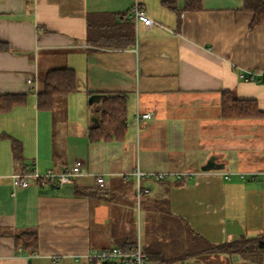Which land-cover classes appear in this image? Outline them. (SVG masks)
<instances>
[{"label":"crops","instance_id":"1","mask_svg":"<svg viewBox=\"0 0 264 264\" xmlns=\"http://www.w3.org/2000/svg\"><path fill=\"white\" fill-rule=\"evenodd\" d=\"M137 1L157 24L134 20ZM162 2L0 0V43L7 46L0 50V96L27 97L0 112V264H90L95 250L123 246L135 232L142 239L143 223L151 227L143 247L160 255L152 264L190 239L218 247L264 235V115L227 119L221 112L223 93H230L256 101L264 114V82L239 77L264 72V26L251 28L244 0H200L198 8L176 0L174 11ZM106 15L119 27L132 22L131 46L95 42ZM65 67L77 74V92L61 99L64 106L40 109L44 77ZM91 94L128 95L125 138L90 142ZM137 110L152 114L139 129ZM77 160L84 175L62 187L35 178L26 188L14 183L20 172L60 173ZM136 169L186 174L141 181L150 193L137 224ZM98 175L106 188L95 185ZM85 189L91 195L79 193ZM27 230L38 235L34 254L17 246L16 236ZM188 262L201 264H164Z\"/></svg>","mask_w":264,"mask_h":264},{"label":"trees","instance_id":"2","mask_svg":"<svg viewBox=\"0 0 264 264\" xmlns=\"http://www.w3.org/2000/svg\"><path fill=\"white\" fill-rule=\"evenodd\" d=\"M176 0H163L162 5L170 10H176ZM200 0H186L187 8H198ZM244 8L253 13L251 28L264 26V0H244ZM105 21L109 22L106 27L103 25L98 34L94 36L95 42L101 46L114 48H127L134 43V29L132 22H128L126 26L119 27L115 25L106 15ZM94 41V40H93ZM89 42H91L89 38ZM6 45L0 43V50L6 49ZM77 74L70 68H56L50 70L44 77L41 89L37 94V105L40 109H51L55 105V100L59 97L68 96L77 92ZM92 95V94H91ZM90 95V96H91ZM27 102L26 95H5L0 96V112H9L14 107L24 105ZM93 113V126L89 129V140L92 143L105 141L109 139L121 140L125 138L128 131L129 117V98L125 94H103L100 103L90 105ZM222 116L227 119L250 118L264 115L254 100H239L233 98L230 93H223L221 104ZM14 151L17 155L20 152V143L13 141ZM80 194L91 195L89 189L80 191ZM180 222V221H179ZM193 234V233H192ZM17 246L20 251L34 254L38 246V235L36 231L27 230L19 233L17 236ZM260 238L254 240L243 239L237 243L226 244L222 246H212L207 243L205 248L213 251L224 253H237V250L248 251L250 246L254 248L264 249V242ZM194 239V238H193ZM195 240V239H194ZM193 240V242H194ZM137 243L136 232L134 238L130 236L127 242L121 246L125 248H133ZM154 246L162 248L163 243L160 241L152 242ZM160 244V245H158ZM151 244V246H153ZM147 255V264L152 261L159 260V252L151 250L149 247H143ZM193 253V252H192ZM190 257V254H189ZM188 257V258H189ZM187 258V259H188ZM181 261L187 260L186 257L178 258ZM161 261L160 263H163ZM165 263V262H164ZM90 264H123L121 262H107L99 259H92Z\"/></svg>","mask_w":264,"mask_h":264},{"label":"built area","instance_id":"3","mask_svg":"<svg viewBox=\"0 0 264 264\" xmlns=\"http://www.w3.org/2000/svg\"><path fill=\"white\" fill-rule=\"evenodd\" d=\"M132 17L137 23H143L150 27L157 24L153 19L147 16L146 12L141 8L138 1L132 8ZM239 77L245 81L251 82H264V72H258L254 70H243L239 72ZM29 84H35V79L30 77L28 79ZM152 118L151 113H142L139 110L134 115V126L139 129L142 121L150 120ZM85 173V164L82 160H77L70 168L63 172L56 173L52 170H48L45 174L39 173L37 168L27 172L23 171L13 176L14 183L18 187L26 188L29 186V178H35L40 184H51L54 187H62L69 181L78 176H83ZM133 175L137 181L136 188V202L141 204L143 196L150 193L149 188L142 186L141 181L143 179L150 180H166L170 178H183L186 174L183 173H171V172H158V173H145L136 169ZM252 179H255L257 173H253ZM229 176V175H228ZM227 176V177H228ZM246 173H241L242 178H246ZM94 183L99 189L106 188L105 178L98 175L94 178ZM90 260L99 259L107 262H121L123 264H147V255L144 252L142 239L140 232L138 233L137 243L133 248H123L120 246H114L109 249L95 250L89 255Z\"/></svg>","mask_w":264,"mask_h":264},{"label":"rangeland","instance_id":"4","mask_svg":"<svg viewBox=\"0 0 264 264\" xmlns=\"http://www.w3.org/2000/svg\"><path fill=\"white\" fill-rule=\"evenodd\" d=\"M41 85V83H40ZM64 97L57 98L56 104L59 106L66 105L61 102ZM74 100V98H73ZM75 104V102H74ZM69 106H72V102L69 100ZM131 113V108H129V115ZM118 164V163H115ZM247 178L252 179V176L248 175ZM125 179V178H123ZM172 179V178H170ZM135 216H136V224L139 222V218L142 220V207L141 204H138L136 202L135 204ZM143 223V222H142ZM136 229L138 230V225H136ZM151 230V227H145L144 223L142 226V244L145 242L146 239H148L147 231L149 232ZM161 228H153L151 233L153 236L158 237L161 235ZM146 233V234H145ZM264 240V239H263ZM160 245V244H158ZM144 246V245H143ZM121 247V246H120ZM182 247V248H181ZM124 248V247H123ZM178 250H174L173 253H171L172 257L163 259V261L166 262H175L180 261L178 258H184L186 257L187 261H195L197 263L201 264H264V249H258L254 248V246H250V249L248 251H243L241 249L237 250V253H224L222 251L216 252L209 248H205L204 245H201L197 242H193L192 239H190L188 242L180 243L178 245ZM193 252V253H192ZM163 262V264H164ZM152 262H149L148 264H152Z\"/></svg>","mask_w":264,"mask_h":264},{"label":"water","instance_id":"5","mask_svg":"<svg viewBox=\"0 0 264 264\" xmlns=\"http://www.w3.org/2000/svg\"><path fill=\"white\" fill-rule=\"evenodd\" d=\"M102 98H103V95H102V94H93V95H91V96L89 97V104H90V105L98 104V103L101 102ZM202 169H203V170H207V169H209V168H208V167H203ZM228 224H229V223H228ZM186 264H196V263H194V262H188V263H186Z\"/></svg>","mask_w":264,"mask_h":264}]
</instances>
